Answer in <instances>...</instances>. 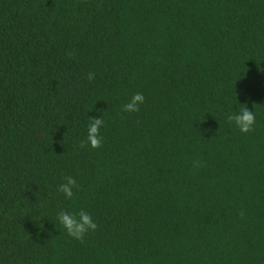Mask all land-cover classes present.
I'll return each mask as SVG.
<instances>
[{"label":"trees","instance_id":"trees-1","mask_svg":"<svg viewBox=\"0 0 264 264\" xmlns=\"http://www.w3.org/2000/svg\"><path fill=\"white\" fill-rule=\"evenodd\" d=\"M0 264H264V0H0Z\"/></svg>","mask_w":264,"mask_h":264},{"label":"clouds","instance_id":"clouds-1","mask_svg":"<svg viewBox=\"0 0 264 264\" xmlns=\"http://www.w3.org/2000/svg\"><path fill=\"white\" fill-rule=\"evenodd\" d=\"M69 55H71V53H69ZM94 78L95 73L90 72L87 74V79L89 81ZM144 101L145 98L143 94L137 92L122 106V110L124 112H138L140 110V105L143 104ZM226 120L229 123H234L241 132L248 133L254 131L256 121L255 111L250 110L246 104H241L239 111L227 115ZM103 124L104 120L102 117H91L86 138L80 141L79 146L81 148L86 146H91L92 148L101 147L103 138L100 129ZM201 166L203 165L199 160L193 162V167L198 168ZM63 181V183L58 185L57 191L63 193L66 199H71L74 195V189H78L79 185L75 177L70 175L63 177ZM240 215L243 216L244 213L241 212ZM57 220L70 237L81 242H83L87 233L94 232L98 228V224L94 222L91 214L84 209H80L75 213L62 209L57 213ZM40 228L43 229V223H40Z\"/></svg>","mask_w":264,"mask_h":264}]
</instances>
